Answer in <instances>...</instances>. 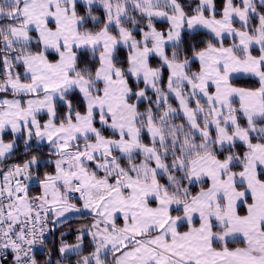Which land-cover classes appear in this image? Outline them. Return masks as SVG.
I'll list each match as a JSON object with an SVG mask.
<instances>
[{"label":"crops","instance_id":"crops-1","mask_svg":"<svg viewBox=\"0 0 264 264\" xmlns=\"http://www.w3.org/2000/svg\"><path fill=\"white\" fill-rule=\"evenodd\" d=\"M128 1L124 0V4ZM78 3L86 7H98L105 14L104 27L97 34L86 35L79 31L81 20L75 14V5ZM98 3L99 0H0V8L8 12L7 15L1 16L14 18L17 21L16 25H11L9 39L12 38L15 29L21 28L22 17H19L22 16L21 13H17V17H12L15 12L20 11L21 7L26 13L29 12L34 20V25L29 33L35 32V28L42 30V34L49 33L47 40L44 36L42 37V51L40 53L17 57L22 66L24 80H14L20 81L21 84H18L20 87H25L24 83H26L25 85L31 84V79L34 77L37 83L34 86V92L37 95L43 93L48 95L50 111L49 115H45L54 125L56 135L60 138L63 133L71 134L68 139L74 140V143L70 145L64 144L67 146L65 150L60 149L59 151L61 163H72L73 166L67 168L68 172L62 181L63 186H65L63 189L64 196L66 197V191L72 181H79L81 184L79 199L75 202L81 212L77 218H88L85 221L88 223L92 219V211L87 212L88 206L91 204L100 205L99 222H103L101 217L106 215L105 217L111 219L109 222L106 220L108 226L113 230H118L123 236V240H128L126 245L116 251L109 252L105 256V258L112 256L114 264H179L177 258L182 260L180 264H264V227H262L264 225L261 226L259 221L256 224L247 225L245 223L244 226L239 227L227 223V215L235 217L234 214L237 216L246 213L245 205L256 210V207L252 205L253 198L247 196L244 199L245 205L239 206L243 212L240 213L238 209L235 211V206H238L240 201L232 196V192L236 188L243 189L246 182L238 180L239 175H235V171L230 168L233 164L231 160L221 162L206 154L201 157L200 161L196 159L190 162L187 166L190 168L189 173H191L189 181L196 182L206 178L209 186L195 194L184 205L183 211L175 212L173 197L164 190L159 182L160 176L166 173V167L160 166L163 163L156 157L152 147L141 144L139 137L137 138V112L135 106L128 102L131 93L125 78L113 68V52L117 47L130 49L129 75L134 82L143 85V90H151L154 87L156 72L149 67L148 58L150 55H155L168 72L166 91L168 96L174 100L177 111L184 119L186 126L190 127L196 135L209 142L213 140L210 133H214L215 139L213 141L219 146L234 144L235 142L247 143L250 140L251 134L243 133V130L236 123L235 108L232 109L231 101L235 99L238 102L239 113L244 116L247 123H250L256 118L255 116L264 114V108L261 109L260 107L264 102L259 101L260 91L241 90L228 84L224 85L221 80H217L226 73L225 70L229 64L227 62L230 61L224 63L226 60L223 52H221V56L215 55L214 51L220 48H208L198 52L194 58L200 67V74L197 79L199 83L209 87H216L219 84L216 91L223 94L222 97L204 92L200 85H196L186 77L182 71L183 65H176L165 57L164 49L177 43L182 30L186 28L189 31H196L203 28L206 31L207 26L203 27L201 21L208 18V25L211 26L213 24L211 16L203 18L198 14L194 17H186L173 0H166L165 3V5L168 4L166 5L167 8L170 6V13L167 10L159 13L158 10L161 7L155 6L148 9L150 14H147L144 9L138 8L132 3L135 9L146 13L153 20L167 21L168 29L161 32L152 28L153 42L144 45L139 44L138 41L133 44L131 40L133 37L127 31L123 35H126L127 41H131L130 46L126 45L125 41L119 42L117 40L121 34L116 38L108 31L109 28L118 26L124 18L116 21L115 17L118 13L107 14ZM228 5L227 2L224 11ZM210 7L212 8V2ZM123 10L122 8L118 12L124 15ZM216 21L219 23L216 22L208 30L211 34L219 35L220 30L227 26V22L222 18ZM206 32L208 33V31ZM141 37L142 34L139 39ZM13 40L18 42L19 39ZM228 48L222 47L223 50ZM83 50L100 51V65L94 76L96 82L93 83L96 87L101 86V83H107V95L116 96L118 101L105 107H103L102 102H96L90 108L86 103V113L74 117L71 120L74 126L65 131L60 128V124L54 123V103L61 99L63 102V96L71 90H77L76 86L79 83H82L85 88L89 87L88 84L83 83L82 77L73 74L77 52ZM46 52L54 53L56 60L52 63L47 61ZM213 56L217 57L216 61ZM236 62L234 63L240 66L239 60ZM227 70H231V67H228ZM102 71H108L105 82L98 80ZM180 85L187 86L192 93L196 94L198 99L206 103H203L206 106L200 108L199 111L193 103L189 107L179 90ZM21 93H24V90L19 92V94ZM102 97L103 95L98 99ZM94 100L96 101L97 97ZM173 113V110L166 109L165 114L172 115ZM251 113L254 115L251 116ZM94 122H97L100 127L105 128L113 135H100L98 128L94 126ZM152 124V119L147 116L145 118V133L150 142L161 146V138L156 130H153ZM248 128L246 129L248 130ZM129 133L132 135L131 137ZM134 135L137 141L133 139L132 142L134 143H132L130 138ZM90 138L93 139L87 141ZM98 139L105 143L108 141L107 139H112L116 141L114 142L116 144L103 148L104 146L93 144ZM122 140L126 142L125 145L120 144L118 146L117 143ZM80 142L86 144L84 149L82 146L79 147L78 143ZM141 145L144 148H141ZM137 146L141 148V152L122 155V153H129L132 148H137ZM135 154L143 156L136 164L145 162L144 165L138 167V172L144 167L148 170V175L134 176L131 173L132 167L136 164L131 165L130 170H126L125 167L117 163L119 158H130ZM201 162L203 163L202 167L200 166ZM89 163L90 165H88ZM87 168L91 171H88ZM245 168L241 170L240 166L241 172H244ZM97 172L100 174L96 175ZM126 173H130V175H125ZM235 180L239 183H235ZM42 183L43 181L39 182L35 194L39 197V203L48 208L50 218L51 208L44 203L40 194ZM258 199H261L260 196ZM102 201L103 203H101ZM258 201L260 202V200ZM227 207L232 208L229 211ZM261 209L262 206L257 205V213ZM175 213L179 217L185 215L189 224L181 223L173 226V214ZM51 230L54 232L55 228H51ZM77 230L74 228L72 233ZM186 238L188 241L184 240ZM74 239L75 235L72 234L68 236L66 242H74ZM229 241H241L242 246L228 250L213 247L214 243L223 245ZM58 247L60 250V243H58ZM85 251L79 254L82 255ZM54 262L51 259L48 260V264H54Z\"/></svg>","mask_w":264,"mask_h":264},{"label":"rangeland","instance_id":"rangeland-1","mask_svg":"<svg viewBox=\"0 0 264 264\" xmlns=\"http://www.w3.org/2000/svg\"><path fill=\"white\" fill-rule=\"evenodd\" d=\"M126 1V0H125ZM167 1H172V0H167ZM174 3H176L177 7H179V4L177 1L173 0ZM201 7L199 8V16L200 17H205L203 10L209 11L212 13V8L210 7V3L213 1L211 0H199ZM237 1L238 5L235 7L233 6L231 0H228L227 2L229 3L228 7H226L224 14L222 13V19L227 22V26L222 28L220 32L218 33L219 35H215L214 33L211 34L210 31L208 30L210 27L215 25V23H219L216 20H220L219 18H214L212 15L210 18H212L213 24L211 26L208 25V18L203 19L201 22L203 23V27H206V31L210 35H212L215 40L217 41L219 46H209L208 48L215 47V48H220L219 50H215V55L216 56H221V52H223V56L227 62L230 60L227 68L231 67V70H227L226 68V73L223 74V76L219 77L217 80H221V82L226 85H230L231 87H235L241 90H251V91H260L259 95V101L262 100L264 101V54L260 53V56H255L253 57L249 51L251 49L255 48H261L264 46V15L260 14L258 21L256 25L254 26V29L252 32H256L253 36L251 33H248L245 31V27H247V16L249 12L251 11L252 15L256 14V10L253 8L252 10L250 7L252 6V3L259 4V5H264V0H235ZM131 2V3H130ZM136 5L138 8L144 9L147 14H150L148 9L151 7H159V6H164L166 3V0H129L128 3L125 2L124 0H99V6L105 9L107 14H115L118 13L115 17L116 21L119 19H122L119 23L118 26H115V30L117 33V37L120 35V37L117 39L119 42L125 41L126 45L131 46V41L126 40V35H123V33H128L130 32L131 34V29L124 27L122 25V22H130L133 25V30H137V23L138 19L135 17V14L137 13L140 16H143L145 18V30L142 32V37L141 39L139 38H132L131 40L134 42L138 41L139 44L144 45L146 43L153 42V34H152V18L149 17L146 13L140 12L139 10L135 9L134 5ZM42 4V3H41ZM168 5V4H166ZM165 5V6H166ZM199 5V6H200ZM133 6V7H132ZM241 6V8L239 7ZM124 9L123 12H125L124 15H122L120 12L121 9ZM23 7L20 8L19 12H15V14L12 15V17H17V13H21L22 20H21V28L20 29H15L12 38L9 39H4L3 42L0 45V168H1V162L12 152V150L16 147V141L18 139H23L26 147L30 145L34 146H42V145H49L50 147L53 148L54 152L58 154L57 160L55 159V165H56V173L55 175L48 176L46 179L43 181V183L40 185V194L44 199V203L49 206L50 209V220H51V228H56L58 225L61 223L72 219V218H77L81 215V212L78 210L77 205H75V202H69L66 197L64 196V187L62 184L63 179L65 178L64 175L67 174V165L72 168V163L71 164H62L61 163V154H60V149L65 150L67 146L70 145L71 143H74V140H69L68 137L71 136V134H65L63 133L60 138L56 135V130L54 125L46 118V115H49L50 111V102L48 99L47 93H43L42 95H37L35 90H33L37 85L36 79L33 77L31 79V84L25 85V87H20L18 84H21L19 80V76L17 74V70L14 66L13 60L15 58H12L11 54L14 53L13 49L11 48L12 45L14 44H23L27 45L30 42L35 43V46L37 44L40 45L41 48V43H42V37H45V40L48 39V32L45 34H42V30L35 28V32H30L31 27L34 25V20L32 19L30 13H26L24 10H22ZM166 9L170 10V6L168 8H160L158 11L159 13L161 11H165ZM179 9V8H178ZM180 10V9H179ZM7 11L3 10L0 8V18H3L1 15H7ZM196 14V15H198ZM186 16V15H185ZM133 17V18H132ZM187 17V16H186ZM215 19V20H214ZM207 20V21H206ZM161 21V20H159ZM237 22L241 27L243 26L242 30L237 29L234 27L233 23ZM174 23H175V17H174ZM10 28L11 26L8 27L7 33L10 35ZM24 28V29H23ZM48 28V26H47ZM5 26L3 23H0V30H4ZM49 29V28H48ZM197 30H202V29H197ZM195 32V31H189L186 28L181 31L182 32ZM205 31V32H206ZM32 33L35 34V37L32 36ZM180 33V34H181ZM207 33V32H206ZM207 33V34H208ZM31 34V36H30ZM97 34V33H96ZM93 35V34H92ZM221 35V36H220ZM4 36V35H3ZM2 36V39H3ZM132 36V35H131ZM24 37V38H22ZM115 37V36H114ZM116 37V38H117ZM19 39L18 42H15L13 39ZM1 39V36H0ZM228 39V40H235V43H232L231 46H224L222 45V40ZM10 47H9V46ZM221 46V47H220ZM135 47V45H134ZM222 47H229L227 50L222 49ZM136 48V47H135ZM208 48L202 50L205 51ZM12 49V50H11ZM12 52V53H11ZM201 52V51H199ZM50 54H54L51 52H46ZM45 53V54H46ZM198 53V52H197ZM195 54L191 59L186 60L185 62L181 63H174L176 65H183L182 71L185 73L186 77H188L191 81H193L196 85H200L204 92L208 94H215L220 97H222L223 94H220L218 91H216V88H219V84L217 86H206L202 85L199 83L198 75L200 74V67L199 63L196 62L195 60ZM25 57L26 55H21ZM155 56V55H154ZM215 57V61L217 59ZM47 59V58H46ZM239 60V64H235L234 62ZM16 61L19 62V59L16 57ZM49 61V59H47ZM170 61V60H169ZM51 62V61H49ZM160 62V61H159ZM191 62H196L198 65V71L194 72H188L189 70L187 69L188 65ZM236 62V63H237ZM52 63V62H51ZM49 63V64H51ZM215 64L214 62H212ZM225 68V67H223ZM155 70V69H154ZM232 71V72H231ZM241 71V72H240ZM156 72V79L157 80V71ZM244 74H243V73ZM73 74H76L74 72ZM77 76V74H76ZM69 77V76H68ZM108 77V71H102L101 74L99 75L98 80H103L101 82H105ZM251 78L254 80H258L259 82V87L256 88L255 90L249 89V88H240L238 86H235L234 84H231V81L234 78ZM17 79V80H14ZM62 79H64L62 77ZM168 79V77H167ZM69 80V79H68ZM96 82L95 77L93 78V81L90 79H85L83 78V83L88 84L89 87L85 88L82 83H79V85L76 86L77 91H79L82 96L84 97L86 103L88 104V107L90 108L91 106L95 105L96 102H102L103 107L109 105L110 103H114L118 101V98L115 96H109L107 95L108 93L106 92V85L107 83L103 84L101 83V86H97L93 83ZM220 82V81H219ZM218 82V83H219ZM155 84V83H154ZM167 85V83H166ZM27 86V87H26ZM21 90H24V93H30V94H24L21 92ZM153 90V89H151ZM185 102L189 107L192 105L191 103L194 104L195 108L197 111L202 109L204 106L203 103L200 99L197 98L195 93H192L189 88L185 85L181 86L179 88ZM8 91L12 93L13 95L11 97L9 96H4L2 93ZM32 93V94H31ZM131 93V92H130ZM103 97L101 99H98L99 97ZM165 96L170 98L167 94L166 91V86H165ZM97 97V100L95 101L94 98ZM104 98V99H103ZM171 99V98H170ZM191 99V101H190ZM173 100V99H171ZM62 101V99L60 100ZM64 101V100H63ZM174 102V100H173ZM175 103V102H174ZM206 104V103H205ZM231 107L232 109L235 108L234 111V117L236 119L237 123V114L241 115L238 111V108H240L238 102L231 101ZM176 107V104H175ZM261 109L264 108V102L261 104ZM166 109H171L174 111L172 115H167L165 114ZM250 110V109H249ZM252 111V110H251ZM253 112V111H252ZM254 113V112H253ZM46 114V115H45ZM252 114V113H251ZM252 114L251 116H253ZM152 119V125H153V130L157 132L159 137L161 138L158 129L155 125V117L152 115H148ZM171 116H182L178 113L177 108L174 110L173 108L167 106L162 114V118H168ZM243 119L245 120L248 130L246 128H241L238 124V127L242 129L243 133L248 132L251 134V137H255L258 142L256 143H250V140L247 143H241V144H246L248 146V149L245 153L244 156V161H238L237 159H225L224 161L216 159L214 156L212 157L210 154L209 155L211 158H215L218 161L225 162L226 160H231L233 162L232 166L230 167L233 171H235V175L238 174V180L241 182H246V186L243 189H238L236 188L232 192V196L237 198L240 202L238 203V206H235V211L237 209L241 212L242 208L239 207L241 204L245 205L244 199L245 197L251 196L253 198V204L256 207L257 210V205L262 206V209L257 213L255 208H248L247 205H245V212L244 214L241 215H235V217L227 215V223L229 225H236V226H244L245 223L248 224H256L257 221L260 223V225H264V135L259 133V125L257 126L255 123L260 121L261 119L264 118V114L261 116H255L254 120H252L250 123H247V120L244 118L243 115H241ZM183 119V118H182ZM100 120V119H99ZM184 120V119H183ZM185 123V121H184ZM186 125V124H185ZM60 128H63L65 131L73 127L74 125L72 124V121H68L66 123H60ZM190 128V127H188ZM226 130L228 128L226 127ZM246 130V131H245ZM192 131V130H191ZM136 132V131H135ZM193 132V131H192ZM194 133V132H193ZM195 134V133H194ZM10 136L9 139H6V137ZM196 135V134H195ZM129 136L131 137L132 135L129 133ZM198 136V135H197ZM139 137V133L137 135V138ZM199 137V136H198ZM211 139H215L214 133H210ZM8 138V137H7ZM202 138V137H199ZM136 140L135 135L130 138V141ZM204 139V138H202ZM106 143L103 140H97L94 141V145H100L104 146L103 148L107 147L108 145H114L116 141L112 139H107ZM205 140V139H204ZM206 141L208 143H215L214 141ZM161 146H157L162 148L164 151L161 150V157H164L166 155V150H165V142L161 138L160 139ZM90 143V142H89ZM125 141H119L117 143L118 146L125 145ZM134 143V142H132ZM240 143V142H237ZM79 147L85 148L86 144L83 142L78 143ZM216 144V143H215ZM231 145V144H229ZM141 148H144L143 145H141ZM152 147V146H151ZM141 148H132L129 153H122V155H131L133 152H141ZM153 148V147H152ZM109 149V148H108ZM137 149V150H136ZM78 152V151H77ZM107 152V151H104ZM154 153V151H153ZM206 155V154H205ZM205 155L197 156L194 157L193 159L190 160L192 162L193 160L198 159V161L201 160V157H204ZM189 163H184L180 160H177L176 162V167L186 169L187 170V177L186 180L187 182H184V184L181 186H178L179 192L183 193L182 191L184 190V194L186 195L188 190L186 186H191L196 183H201L202 181H206L208 184V181L206 178H202L201 180L199 179L196 182H190L189 181V176L191 173H189L190 168L187 166L190 164ZM197 162V161H195ZM204 162V160H202ZM200 163V166L202 167L203 163ZM28 165L32 168H36L37 166V161L34 159L28 160L27 162ZM199 163V162H197ZM145 162H141L139 164H136L135 166L132 167V175L134 176H145L148 175L147 173L148 170L146 168H142L140 172H138V167L140 165H144ZM66 165V166H65ZM162 168L166 167L167 171V166L160 165ZM181 166V167H179ZM236 166L235 168H233ZM245 168V171L242 173L240 170ZM240 170V171H239ZM2 173L3 176L6 177L7 175V170L1 171L0 174ZM153 174V172H151ZM166 174V173H165ZM164 174V175H165ZM125 175H130V173H126ZM63 176V177H62ZM229 176V175H228ZM172 175H169V180L171 181ZM135 181V179H132ZM235 183H239L238 181H234ZM209 186V184H208ZM206 189V188H205ZM66 190V189H65ZM203 191V190H201ZM200 192V191H199ZM198 192V193H199ZM229 193V192H228ZM258 196H260L261 199H258ZM194 197V196H193ZM192 197V198H193ZM164 198V197H163ZM191 200V199H190ZM189 200V201H190ZM260 200V202L258 201ZM189 201H187L184 204H181L180 200L177 198H173V202L175 203L174 210H179V212L183 211V207L185 204H187ZM103 203V201L101 202ZM69 205V206H68ZM239 207V208H238ZM248 209H247V208ZM99 208L100 205L98 204H91L87 208V212H91V217L92 219L88 223H84L80 225L77 229V231L72 233V229L68 230H61L59 231L58 239L59 243L61 245L60 250H59V258L55 260L54 264H105V256L108 255L109 252L116 251L117 249L123 247L128 243V240L125 241L123 240V236L119 233L118 230H113L108 226L107 222H109L111 219L109 217H105L106 215L102 216L101 218L103 219V222H99ZM232 207H227V210ZM97 209V210H96ZM241 209V210H240ZM107 220V222H106ZM181 223H188V218L183 215L182 217H179L177 213L173 214V226L175 225H180ZM264 230V229H263ZM74 234L75 239L74 242L67 243V238L68 236ZM185 241H188V238L184 239ZM91 247V248H90ZM131 248V247H130ZM85 249H87L85 251ZM85 251L78 260L76 258L73 259H66V257L72 256L79 254L81 252ZM175 255V254H174ZM178 263H182V260L176 259Z\"/></svg>","mask_w":264,"mask_h":264},{"label":"trees","instance_id":"trees-1","mask_svg":"<svg viewBox=\"0 0 264 264\" xmlns=\"http://www.w3.org/2000/svg\"><path fill=\"white\" fill-rule=\"evenodd\" d=\"M179 4V9L186 15L187 17H194L198 14L200 8L199 0H175ZM228 0H213L212 1V13L209 11H205L204 15L213 16L214 18H221L223 9L226 6ZM233 6L238 5L237 1L231 0ZM161 8H167L165 5L160 6ZM241 8V6H239ZM255 9L256 14L249 12L247 16V27H245V31L251 33L252 36L256 32H252L254 26L256 25L259 15H264V5H259L252 3L250 9ZM168 13H170L169 9H166ZM75 14L81 20L79 25V31L86 35H92L98 33L105 24L106 16L103 11L98 7H86L80 3L75 5ZM135 17L138 19L137 30H133V25L130 22H122L124 27L131 29V35L133 38H140L142 32L145 30V18L143 16L135 14ZM133 18V17H132ZM0 23H3L5 26L4 30H0V45L4 39H9V34L7 33V29L11 25H16L17 21L14 18L3 17L0 18ZM154 29L165 32L168 29L167 21H157L152 20L151 22ZM234 27L242 30L237 22L233 23ZM108 31L115 37H117V33L115 28H109ZM4 35V36H3ZM180 39L176 44L166 47L164 49L165 57L174 62L181 63L186 60L191 59L197 52L202 51L209 46H219L215 38L207 34L205 31L196 30L195 32H182L180 34ZM3 36V39H2ZM32 36L35 37V34L32 33ZM232 43H235V40L224 39L222 40V45L231 46ZM14 48V53L11 54L12 58H15L13 62L14 66L17 70V74L19 79L24 80L22 73V66L19 62L16 61V57L21 55H31L35 53H40V45L30 42L27 45L23 44H14L11 46ZM12 50V49H11ZM129 48L117 47L113 52L112 65L113 68L123 76L129 86L130 96L128 98V102L131 105L135 106L137 112V120L136 126L137 131L139 133V142L143 145L152 146L155 151L156 157L167 166V171L165 175H161L159 178V182L164 188V190L171 195L173 198H177L180 200L181 204L186 203L192 197L197 194L199 191L208 187L206 181H202L201 183H196L191 186H186L188 192L185 195L184 190L183 193L179 192L178 186L183 185L184 182H187V170L176 167L177 160H180L184 163H189L191 159L197 156L210 154L212 157L214 156L216 159L224 161L225 159H234L243 162L245 153L248 149L246 144H241L235 142L231 145L219 146L215 143H208L204 139L199 138L195 135L190 128H188L184 120L180 116H171L168 118H162V114L164 109L169 106L176 110L175 103L173 100L165 96V86L167 83L168 72L161 65L159 60L154 55H150L148 58V65L150 68L155 69L157 71V80L154 84L153 90H143V85L139 82H134L129 75ZM99 50L89 51L83 50L78 51L75 61V69L77 76H80L85 79H90L93 81V78L99 68L100 60H99ZM249 53L253 57L260 56V53L264 54V46L261 48L251 49ZM45 57L49 59V61H55L56 55L46 53ZM187 69L188 72L198 71V65L196 62H191ZM231 84L238 86L240 88H249L255 90L259 87L258 80H254L251 78H234L231 81ZM4 96L11 97L13 94L5 91L2 93ZM63 102L56 101L54 103V123H66L71 121L74 117L78 115H83L87 111V104L80 92L77 90H71L67 92L63 96ZM148 115H152L155 117V125L158 129V132L161 138L165 142V150L166 155L161 157L162 148L158 147L155 143L150 142L146 133H145V118ZM237 124L241 128H246L247 124L243 117L237 114ZM257 126L259 125V133L264 135V118L255 123ZM94 126L98 128V133L100 135H113L111 132L107 131L105 128L100 127L97 122H94ZM8 137V138H7ZM6 139H9L10 136L7 135ZM93 138H90L87 141H91ZM258 140L255 137L250 138V143H256ZM165 152V151H164ZM58 154L54 152L53 148L49 145L42 146H34L30 145L26 147V144L23 139H18L16 141V147L12 150V152L1 162V171L7 170L10 166L15 165L19 166L27 162L28 160L34 159L36 160L37 166L36 168H32L35 181L37 185L31 189L32 193L36 192V189L39 187V182H42L48 176L55 175L56 173V165L55 159ZM143 157L141 154H135L130 158L121 157L117 160V163L120 166L125 167L126 170H130V166L139 162L140 158ZM103 158V157H101ZM90 165V163L88 164ZM234 166L233 168H235ZM88 171L91 169L87 168ZM100 172H97L96 175H99ZM172 175L171 181L169 180V175ZM175 212H179V210H175ZM88 218L80 217V218H72L69 219L59 226L55 228V231H50V239L44 246V252L42 256L38 259V264H48V260L51 259L55 261L59 257V231L73 229L75 230L85 223ZM264 227V226H262ZM242 246V242L240 241H229L225 244L214 243L213 247L215 249H234ZM81 254L73 255L66 257V259H79ZM108 258V259H107ZM112 256H107L105 258V264H114L112 261ZM53 264V263H52Z\"/></svg>","mask_w":264,"mask_h":264},{"label":"built area","instance_id":"built-area-1","mask_svg":"<svg viewBox=\"0 0 264 264\" xmlns=\"http://www.w3.org/2000/svg\"><path fill=\"white\" fill-rule=\"evenodd\" d=\"M6 176L0 174V264H38L50 239L48 208L31 192L36 182L27 163L10 166ZM80 189L72 181L66 198L77 201Z\"/></svg>","mask_w":264,"mask_h":264}]
</instances>
